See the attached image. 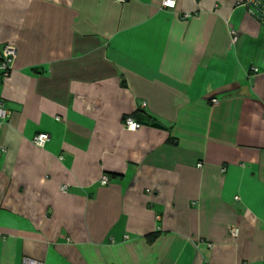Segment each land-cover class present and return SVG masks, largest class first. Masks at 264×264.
I'll list each match as a JSON object with an SVG mask.
<instances>
[{"label":"crops","instance_id":"crops-1","mask_svg":"<svg viewBox=\"0 0 264 264\" xmlns=\"http://www.w3.org/2000/svg\"><path fill=\"white\" fill-rule=\"evenodd\" d=\"M239 1L0 0V264L264 262V26Z\"/></svg>","mask_w":264,"mask_h":264},{"label":"built area","instance_id":"built-area-1","mask_svg":"<svg viewBox=\"0 0 264 264\" xmlns=\"http://www.w3.org/2000/svg\"><path fill=\"white\" fill-rule=\"evenodd\" d=\"M119 3H123L126 0H116ZM177 0H162L161 5L163 8L166 9H174L176 5ZM240 5H243L247 8L248 12L254 16L263 26H264V0H240ZM184 18H188L189 15L186 14L183 16ZM229 34L232 38V42H235L237 39V32L229 27ZM16 57V49L13 45L6 44L0 48V89L3 86V83L5 80L9 77L11 70H12V64ZM254 72H257L256 68H252ZM213 103L216 102V100H212ZM8 111L4 107V103L2 99L0 98V128L2 127L3 123L8 118ZM124 127L129 131H136L140 128V124L137 123L135 120H133L131 117H127L124 119ZM49 140V136L47 134L41 133L36 135L33 138V144L38 147H44L46 142ZM198 167H201L200 164H198ZM100 184L101 185H107L108 179L106 176H102L100 178ZM62 191L66 190V187L63 186L61 188ZM230 233L235 236L237 234L236 229H232ZM24 264H43L40 261H36L30 258L24 259ZM264 264V262L262 263Z\"/></svg>","mask_w":264,"mask_h":264},{"label":"trees","instance_id":"trees-1","mask_svg":"<svg viewBox=\"0 0 264 264\" xmlns=\"http://www.w3.org/2000/svg\"><path fill=\"white\" fill-rule=\"evenodd\" d=\"M138 114H139V113H138ZM141 117H142V116H141V114H140V115L138 116V119H137V121L140 122V123H141V121H142Z\"/></svg>","mask_w":264,"mask_h":264}]
</instances>
